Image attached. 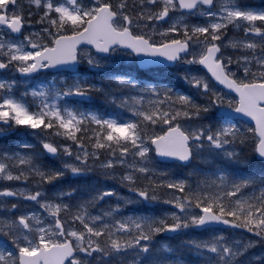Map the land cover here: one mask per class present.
<instances>
[{
	"label": "snow or ice",
	"instance_id": "6c2138e0",
	"mask_svg": "<svg viewBox=\"0 0 264 264\" xmlns=\"http://www.w3.org/2000/svg\"><path fill=\"white\" fill-rule=\"evenodd\" d=\"M0 264H264V0H0Z\"/></svg>",
	"mask_w": 264,
	"mask_h": 264
},
{
	"label": "rangeland",
	"instance_id": "374dc122",
	"mask_svg": "<svg viewBox=\"0 0 264 264\" xmlns=\"http://www.w3.org/2000/svg\"><path fill=\"white\" fill-rule=\"evenodd\" d=\"M245 2L247 3H256L257 0H245ZM173 244H175L176 242H172Z\"/></svg>",
	"mask_w": 264,
	"mask_h": 264
}]
</instances>
